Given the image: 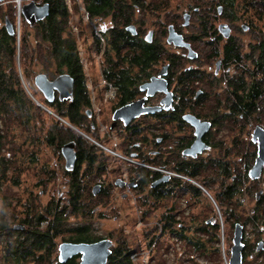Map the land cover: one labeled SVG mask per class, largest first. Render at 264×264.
<instances>
[{
	"label": "trees",
	"instance_id": "trees-1",
	"mask_svg": "<svg viewBox=\"0 0 264 264\" xmlns=\"http://www.w3.org/2000/svg\"><path fill=\"white\" fill-rule=\"evenodd\" d=\"M33 1L35 4L39 1L37 5L48 4L49 14L45 19L29 26L20 15L18 33L15 32L13 36L5 32L4 26H0V184L6 178V173L10 171L18 179L22 174V170L14 164L15 157L13 158L18 156L20 147H14L15 144L10 143L6 147L9 151L8 156L1 155L4 149L3 139L5 140L6 136L14 138L11 134L15 132V129L25 133L24 143L29 146L40 143V137L35 135L36 132L38 133L36 129H40L44 142L47 146L54 147L58 154L60 145L70 140L75 141L77 163L73 170L69 172L63 170L65 189L63 188L64 192H61L62 200H50L44 206L18 202L14 209L7 197L1 198L4 204L0 208V246L2 248L0 264H57L56 248L61 242L94 243L105 238L93 234L90 221L100 216L97 208L101 201L106 202L110 199L113 189V182L106 183L102 179L104 175L110 173V158L94 144H101V139L99 140L98 135L93 131L95 123L87 122V114L91 113V98L87 93L86 78L76 42L77 35L73 32L71 25L70 9L65 3L66 0ZM81 1L84 16L99 28L92 40V48L100 59L101 80L105 82V90L109 89V86L115 90L118 89L115 92L119 98L127 100L135 94L133 85L137 81L135 78L137 75L152 73L158 65L167 63L170 75L172 71L180 72L176 76L179 93L183 96H190L193 93V82L198 81L199 78L202 79V76H199L195 70L181 71L184 64L183 58L177 54L174 55L170 51L172 48L162 42L163 37L166 36V29L163 26L158 29L159 35L152 38L151 44H147L142 39L147 28L145 25L149 21L169 19L167 17L169 15L167 11L170 9L169 0ZM204 6L205 9H209L207 13L202 9ZM218 7L221 8L226 20L234 17L242 18L252 26L251 32L255 31L257 24H260L261 28V32L255 34L254 44L248 47L247 52L234 43H228L223 48L222 62L226 63V66L233 64L231 76L225 75L221 84L208 80L204 83L209 89L219 88V93L227 96V99H223L222 109L228 114L223 112L221 121L224 119L232 124L233 122L245 124L252 117L254 119L264 103V0H188L189 14L195 17L196 24L195 34L187 37L191 42L201 44L207 32L204 15L214 16L217 20ZM5 17L12 24L14 31L15 8L9 5L4 9L0 8V19L3 23ZM177 17L178 15L172 17L171 22L174 23ZM128 26L134 27V36L125 30ZM173 27L178 29L177 26L173 25ZM28 30L33 31V35H29ZM32 39L34 41H31ZM210 49L212 51L198 49L201 53L208 52L205 54L208 62L213 52L217 51ZM32 52H35L34 56ZM41 61L47 67L54 68L55 75L66 74L73 81L72 102L60 103L54 100L53 103L47 104L45 100H38L45 108L51 110L57 119L47 117L45 112L38 108L28 95H25L22 88L24 83L29 90H32V85L27 82L31 75L29 68L34 62ZM45 75L49 79L53 73L46 71ZM124 100H121V103ZM181 101L178 102L173 113L161 115V124L177 129L186 127L179 115L184 110ZM190 105L193 108L196 107V104L192 102ZM214 110L216 111L217 107H214ZM214 114L216 116V113ZM42 118L47 120V123H44ZM216 118L217 116L213 118V121ZM61 120L79 133L72 132V129L59 122ZM139 127L140 125L136 123L128 128L129 146L138 141L139 132L136 129ZM81 134L86 135L90 140ZM118 135L124 137L121 132ZM121 147L126 149V145ZM16 149L17 152L12 154L11 151ZM123 152L122 156H128L125 151ZM28 155L31 157L30 162L36 164L35 152L30 151ZM147 163L150 166L153 165L149 161ZM126 167L130 171L132 180L130 181L136 185L132 191L136 207L141 212L140 220L144 222L153 213V188L149 184L154 178V172L141 167ZM178 167L179 171L189 174L190 168L185 164ZM41 172L47 181L54 179L52 172L44 169ZM196 172L194 170L192 174ZM18 179L14 180V183L12 181L13 185H19ZM44 184L42 182L40 185ZM92 185L101 186L98 195L91 196ZM142 192L143 195H141ZM17 210L21 213H16ZM71 218H82V221L69 222ZM12 223L14 226L23 227L24 230L15 232L14 226H11ZM169 229L170 225L165 222L161 232L165 233ZM156 232L154 225L144 238V248L150 247L149 245L156 238ZM65 234L67 238H63L62 235ZM59 238L61 241L57 244ZM107 238L115 240V245L111 248L106 264H134L129 258L135 251L142 250L141 244L131 246L124 237H115L112 234H109ZM67 264L74 263L70 260Z\"/></svg>",
	"mask_w": 264,
	"mask_h": 264
},
{
	"label": "flooded vegetation",
	"instance_id": "flooded-vegetation-1",
	"mask_svg": "<svg viewBox=\"0 0 264 264\" xmlns=\"http://www.w3.org/2000/svg\"><path fill=\"white\" fill-rule=\"evenodd\" d=\"M220 9V7L217 9V16L219 17L217 20L214 16L204 15L207 32L203 36L201 44L193 43L187 38L195 34L196 24L195 22L191 23L192 14H188L189 19L186 26L181 24L186 29V34H180V31L176 27L174 28L173 25H168L166 28L167 31L168 27L172 26L175 33L181 35L184 42L189 44L190 50L196 56L194 59L189 60L185 48H177L166 44V38L164 37L165 44L172 48L171 50L180 52L178 54L171 51L174 55L177 54L183 58L184 64L181 71L195 70L199 76H202V79L199 78L198 81L193 82V93L190 96H183L182 93H179L176 76L180 72L172 71L170 75L171 72L169 73V64L167 63L158 65L160 67L154 68L152 73L149 72L143 76L137 75L135 77L137 81L133 85L135 94L127 100L122 97L119 98V95L116 94L118 89L115 90L111 86L106 89L115 99L114 106L111 109V117L117 109L141 100H143L141 102L142 110L160 108L162 107L160 102L165 97L163 93L155 92L153 95L147 96L146 91H139V89L141 85L149 83L151 78L158 76L162 67L167 66L166 73L161 78L166 81V90L171 93L172 100L170 101L169 110H160L153 114L141 113L131 119L128 125H125L121 120L113 121L110 117L111 122L108 128L109 134H116V138L119 139L120 150L128 154V156L121 157L126 166L141 167L154 172V178L149 185L153 188L152 214L155 215L156 238L149 245L150 247H143L142 250L135 251L136 258H134L133 253L131 254L129 259L134 264H141L140 261L144 260L142 259L144 255L147 260L151 258L148 261L153 260V264H264V159L259 170H255L256 172L250 175L258 157V138L254 137L255 140H253V133L256 127L264 131V126L260 125V120L257 119L249 134V140L246 142H240L236 139L240 134L246 132L239 126L234 128L236 131L233 136L231 132L232 137L228 141L212 139L215 133L218 134L216 126L224 121V119L221 121V115L226 111L222 108L224 106L223 99H227V96L220 94L219 88L209 89L204 83L208 80L221 84L225 75H232L233 64L226 66V63L222 62L224 60L222 56L223 48L228 43H234L241 48L242 43H240L239 35L250 34L252 30V26L242 18L235 19L234 17L231 20H226ZM204 10L207 13L209 9ZM226 29H228V32ZM149 32H151V37L146 41L144 38ZM131 35H135V29L134 34ZM153 37L154 32L149 30L144 33L142 39L147 44H151ZM252 43L254 44L253 41L249 42L246 48L250 47ZM199 48L210 51H212L210 48H213L217 51L216 53L213 52L212 60L210 59L208 62L206 60L207 55H205L208 52L202 51L201 53L198 50ZM200 57L204 58L203 62ZM205 62L209 65H206ZM58 75H55V77ZM51 80L53 79H49V81ZM103 83L105 84L104 81ZM53 94L54 98L51 103L54 100L58 101L57 94ZM121 100H124V102L121 103ZM179 101L184 106V110L179 114L180 120L186 127L177 129L161 124V115L165 114L166 116V114L173 113ZM45 102L51 104L46 100ZM190 102L196 104L195 109L191 107ZM213 102H218L214 105V107H217L216 111L214 110L208 115L200 114L203 111L201 109ZM214 113L217 116L215 121H213V118L216 117ZM90 114H92V111L87 114L88 118ZM258 115H260V112L255 114L256 117ZM184 116H191L202 123L209 124V128L199 139L201 141L200 145L202 144L200 151L193 156L187 155L185 152L195 142V130L184 121ZM136 123L140 125L136 129L139 132L138 141L129 146L127 143L129 141L127 139L128 128ZM69 127L71 126L69 125ZM119 132L123 133L124 137H120ZM68 142L74 143L75 168L77 163L75 141L70 140L64 144ZM62 145L59 147L58 156L64 162L60 152ZM97 145L100 146V144ZM123 145H126V149L121 147ZM148 161L153 165L150 166L147 163ZM183 164L190 168L188 169L189 174L179 171L178 166ZM193 167L198 173L192 174ZM126 172V176L112 181V191L114 189L124 190L129 195L134 196L132 190L136 185L131 182L128 171ZM115 182H117V185ZM98 186L99 191L96 195L101 191V186ZM62 188L65 189L64 186ZM143 194L142 192L141 195ZM91 196L95 195L92 194ZM126 197V194H121L122 199ZM136 210L138 214H141L138 208ZM165 222H168L170 229L163 233L161 231ZM107 240L111 242L109 248L111 253V248L115 243L110 239ZM153 256L155 257L152 258ZM80 259L81 256L76 255L66 261L65 264L70 260L74 264H79ZM57 264L59 263L57 262Z\"/></svg>",
	"mask_w": 264,
	"mask_h": 264
},
{
	"label": "rangeland",
	"instance_id": "rangeland-1",
	"mask_svg": "<svg viewBox=\"0 0 264 264\" xmlns=\"http://www.w3.org/2000/svg\"><path fill=\"white\" fill-rule=\"evenodd\" d=\"M29 1L30 0H2L0 1V8L4 9L8 5L14 7L16 11V24L19 27L21 7L23 6V4H27ZM81 2V0H66L65 3L70 9V16L72 17L71 25L73 26V32L77 35L76 42L78 43V48L80 52L79 55L82 61V67L84 69V74L86 78L85 80L87 83V93H89L91 98L90 112L92 111V114H90V117L88 118L87 122L93 121L95 123V130L93 131H95V133L98 135L99 140L101 139V147L99 145L97 147L100 148L106 154V156L110 158V173L104 175V180L106 183H108V180L112 183L114 179L126 176V171H128L126 168L128 167H126L125 162L121 158L124 156H122V152L118 145L119 139L116 138V134H109L108 131L109 124L111 122V109L114 106L115 99L111 95L109 90L104 89L105 84L103 83V80H101V68L99 67L100 59L92 48V40H94L95 35H97V31H99V28H97V25H95L94 23L88 21L86 16H84V11L82 8L83 6ZM38 3L39 1L36 2V4ZM169 4L170 9L167 11L169 14L167 15V17L169 19L149 21L145 25L147 26L145 30L146 33L149 30H152L154 32L155 37V35H159L158 29L162 28V26L164 27V29H166L168 25H174L177 26L178 30L180 31V34H186V29L182 27L181 24L184 23L183 15L189 14L190 9L188 8V0H169ZM205 8V6L202 7L203 10ZM175 15H178V17L173 23L171 22V18L175 17ZM193 22H195V17H192L191 19V23ZM0 26H3L2 19H0ZM260 30V24H257L255 25L254 32H250V34L239 35L240 43H242L241 48L244 52L248 51L246 45L254 40V37L256 36L255 34L261 32ZM28 31L29 35H33V31ZM31 41H34V39H32ZM162 42L165 43L164 37ZM31 44H33V42ZM170 51L177 52L178 54L180 53L179 51ZM34 53L35 52H32L33 56ZM29 55L31 56V53ZM201 61L203 62L204 58H201ZM205 64L209 65V63L207 62H205ZM159 67L160 66H158V68ZM29 69L31 75L29 81L27 82H29V84H31L33 88L32 90H29L26 84L24 83H22V88L24 89L25 95H28L29 98H31L30 96H32L33 99L31 98V100L33 101V103L36 104L39 103L38 100L43 101L44 99L32 82L34 76L41 73L46 74L47 71L48 73H53V76L49 79H54L55 70L50 66L47 67V65H45L43 61L34 62L31 65V68ZM32 93L33 95H35V97L31 95ZM214 105V102L210 103L205 108L201 109L203 111L200 114L208 115L209 113L214 111ZM42 110L45 112V115L47 117L57 119V117L52 114L53 112L51 110L48 109L50 113L52 112L51 114H49L44 109ZM258 112H260V115H258L257 117L254 116L256 117L255 119H253L252 117V119L249 122H246L245 124H243V122H233L232 124L230 122L223 121L222 124L216 126L218 128V134L215 133L212 139L228 141L230 140L229 138H231L234 135V132L236 131L234 128H237L239 126L240 128H243L246 132L240 134L238 137H236V139H238L240 142L248 141V137H250L249 134L251 133L252 128L254 127L255 121H257V119L260 120L259 124L264 126V103L262 104ZM42 121L44 123H47V120H44L43 118ZM59 122H61L66 127H69V125L65 124V122H63L62 120ZM37 123L39 124V121H37ZM38 127L40 126L38 125ZM69 128L72 129V132H77V130H75L74 128ZM36 130L38 131V133L36 132L35 135H38L40 137V143L34 144L33 146H29L24 143L25 133L20 132L21 130L18 129H15V132L11 134L14 135V138L6 136L5 140L3 139L4 143H2V145L4 149L1 152V155L3 156H8L9 151H7L6 147H8L10 143L15 144L14 147H20V149L18 150V156H13V158L15 157L14 164H16V166L22 170V174L21 176H19L18 179L13 172L10 171L6 173V178L0 184V208L4 204V201L1 199L3 198V196L7 197L8 202H10L11 207L14 209L17 206L18 202L20 204L30 202L35 205L44 206L50 200L58 201L60 199L62 200L63 198L61 196V192L63 191L62 186L64 184V177L62 176L64 167L63 159H60V157L58 156L59 154L54 147L47 146V144L43 140V134L40 133V129ZM30 151H34L37 156L36 164H32L30 162L31 157L28 155ZM16 152L17 149L11 151L12 154ZM42 169L52 172L54 179L52 181H47L45 175L43 174V172H41ZM128 175L130 176V171H128ZM16 179H18L19 185H13L14 180ZM42 182H44L45 184L40 185L42 184ZM91 187H93V185ZM121 194H126L127 197L125 199H122ZM110 195V199L106 202L101 201L99 207L97 208L100 216H96V218L90 221L91 226L93 227V234L105 238H107L109 234H112L115 237H124L125 240L131 244V246L141 244V246L144 247V238L147 237V235L149 234V230L154 226L155 215L151 214L146 219V221L144 220V222H142L140 220V214H138L136 210L137 205L134 196H132L131 194L129 195V193L124 190L115 189ZM15 212L19 214L21 213L18 212V210ZM68 221L73 223H80V221H82V218H71ZM13 224L14 223H12L11 226H14ZM62 236L63 238H67V234ZM107 239H110L113 242L115 241L112 238ZM60 241L61 239L59 238L57 240V244H59ZM1 254L2 248L0 246V256ZM55 256H57V253ZM133 256H135L134 253ZM134 258H136V256ZM146 258L144 255V257L142 258L144 260H141L140 263H154L153 260L150 262L148 261L151 260V258H149L148 260Z\"/></svg>",
	"mask_w": 264,
	"mask_h": 264
},
{
	"label": "water",
	"instance_id": "water-1",
	"mask_svg": "<svg viewBox=\"0 0 264 264\" xmlns=\"http://www.w3.org/2000/svg\"><path fill=\"white\" fill-rule=\"evenodd\" d=\"M2 1V0H0ZM20 14L22 15V18L24 21L29 25L32 26L43 19L46 18L49 14V7L48 4H42L37 5L33 0H30L27 4H23L20 10ZM4 19V29L5 32H7L10 36H13L16 33H18V25L16 24L15 30L13 31L12 24L6 19ZM189 19L188 14L183 15L184 23L183 26H186L187 21ZM127 32L134 34V27L128 26L125 29ZM228 32V29H226ZM151 37V32L147 34V36L144 38L146 41L149 40ZM227 37V36H226ZM166 38V44L172 45L173 47L177 48H185L187 50V57L190 59H194L196 56L190 50L189 44L185 43L181 35L178 33H175L172 26H169L167 29V36ZM18 60V59H17ZM167 66L162 67L160 73L158 76L151 78L149 83H145L140 86L139 91H146L147 96L153 95L155 92H161L165 95V97L162 99L160 108H147L145 110H142V104L143 100L140 102L137 101L135 103H132L130 105H127L125 107L117 109L113 116L111 117L113 121L121 120L125 125H128V122L133 119L134 117L140 115L141 113H149L153 114L156 111L160 110H169L170 107V101L171 93L166 90L167 84L166 81H164L161 76H164L166 73ZM33 84L35 88L41 93L40 95L43 96V98L48 102L51 103L54 98V94H57V99L61 103H67L71 102L73 99V81L72 78H70L66 74H61L56 76L53 80L49 81L46 75L44 74H37L34 76ZM32 98V96H30ZM37 107L42 108L46 110V108H43V106L40 103H36ZM49 114L50 111L47 110ZM184 121H186L191 128H194L195 132V142L190 147L189 150L185 152L187 155H195L197 152L200 151L201 148V141L199 140L201 136L207 131L208 123H202L199 120L195 119L191 116H184ZM65 124H67L65 122ZM82 135V134H81ZM83 137L89 139L87 136L82 135ZM254 137L258 138V157L256 160L255 165L251 169L250 175H253L254 172L259 170V167H261V162L264 159V131L260 129L259 127H256L253 133V140ZM90 140V139H89ZM74 143L68 142L64 145H62L60 152L64 158V170L69 172L73 170L74 163H75V153H74ZM95 144V143H94ZM98 146L97 144H95ZM200 146V147H199ZM256 170V171H255ZM117 185V182H115ZM99 191V186L96 185L92 188V194L96 195ZM13 230L16 231H23L24 228L21 226H14ZM111 242L107 239H102L99 241H96L94 243H70V242H61L57 246V261L59 264H65L66 261L73 258L76 255H80L81 259L79 260V264H105L107 257L110 255V248Z\"/></svg>",
	"mask_w": 264,
	"mask_h": 264
}]
</instances>
